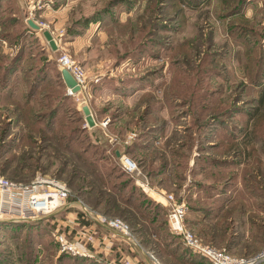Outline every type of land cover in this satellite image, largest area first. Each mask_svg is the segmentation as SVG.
<instances>
[{
  "label": "rangeland",
  "instance_id": "rangeland-1",
  "mask_svg": "<svg viewBox=\"0 0 264 264\" xmlns=\"http://www.w3.org/2000/svg\"><path fill=\"white\" fill-rule=\"evenodd\" d=\"M65 53L87 75L72 95ZM122 154L139 171L125 173ZM0 172L66 181L93 210L128 219L164 264H199L168 226L164 193L184 201L205 244L258 253L264 0H0ZM22 230L5 234L0 264L103 263L61 253L48 226L38 241Z\"/></svg>",
  "mask_w": 264,
  "mask_h": 264
},
{
  "label": "built area",
  "instance_id": "built-area-1",
  "mask_svg": "<svg viewBox=\"0 0 264 264\" xmlns=\"http://www.w3.org/2000/svg\"><path fill=\"white\" fill-rule=\"evenodd\" d=\"M59 66L61 71L67 69L72 73L81 90L86 89L87 75L83 67L67 53L59 59ZM69 93H72L71 89ZM120 158L125 171H139L138 163L127 154ZM141 186L145 188L144 183ZM72 194L66 181L49 174L38 173L31 181L24 182L0 172V224L46 219L54 226L52 234L61 253L98 258L99 249L111 253L117 246L118 252L125 250L127 255H106V259H98L104 264H164L154 251L143 247L127 220L99 213L80 199L72 200ZM163 196L169 206L170 230L181 237L184 246L206 256L212 264H264V248L245 258L205 244L186 225L184 201L173 193H164ZM101 228L108 229L111 234L102 232Z\"/></svg>",
  "mask_w": 264,
  "mask_h": 264
},
{
  "label": "trees",
  "instance_id": "trees-1",
  "mask_svg": "<svg viewBox=\"0 0 264 264\" xmlns=\"http://www.w3.org/2000/svg\"><path fill=\"white\" fill-rule=\"evenodd\" d=\"M242 1V5H245V3H247V0H241ZM260 75V72L257 73V76ZM261 76V75H260ZM259 83H257L258 85ZM125 173L127 174H130L128 173L127 171L123 170ZM69 185V183H68ZM70 186V185H69ZM137 188V187H136ZM72 200H75L77 198L75 197H72L71 198ZM113 207H115L113 205ZM125 220L128 221V219L124 218ZM47 221V222H45ZM129 222V221H128ZM130 223V222H129ZM44 224V225H43ZM46 226L50 227L51 229V232L53 230V225H51V223L46 220V219H42V220H38V221H30V222H2L0 224V229H1V233H2V238L0 240V244L5 236V234L9 233L11 235H16V233H19V229H24L22 230V232H26L25 233V238H27L28 236L30 235H34L33 237H35V241H38L40 239H42L41 236L37 235L40 230L42 231H45L44 229L46 228ZM168 226H169V223H168ZM170 228V227H169ZM19 231V232H18ZM15 232V233H14ZM47 233H49L48 231H45ZM30 234V235H29ZM20 235L22 236V233H20ZM23 237V236H22ZM181 238V237H180ZM27 246V245H26ZM185 249L187 250L188 254H187V258H189L190 262L192 263H199L200 264V261H197L198 259L199 260H207L209 262V264H212L211 261L204 255L200 254V253H196L194 252L191 248H188L185 246ZM1 250V249H0ZM27 254L30 255L31 254V251L28 249V246H27ZM1 256H2V253H1ZM0 256V257H1ZM65 255H62V258L64 257ZM73 257V256H72ZM2 258V257H1ZM0 258V259H1ZM74 258L76 259H79L81 261H83L84 259H88V258H79L77 256H74ZM100 264V263H99ZM103 264V263H102Z\"/></svg>",
  "mask_w": 264,
  "mask_h": 264
},
{
  "label": "water",
  "instance_id": "water-1",
  "mask_svg": "<svg viewBox=\"0 0 264 264\" xmlns=\"http://www.w3.org/2000/svg\"><path fill=\"white\" fill-rule=\"evenodd\" d=\"M29 24L35 28V29H40V26L37 25L33 20H29ZM44 35L45 38L48 40L50 46L52 47L53 50H57L58 49V43L57 40L55 39V37L53 36V34L46 30L44 31ZM62 77L64 79L65 84L67 85V87L69 89H71L72 93L69 94H75L81 91V86L78 84L77 80L75 79V77L72 75V73L67 70L64 69L62 70ZM83 111L85 113L86 116V120L89 124V126H95L96 125V121L95 118L93 116V113L91 111V108L88 105L83 106ZM119 155V153H118Z\"/></svg>",
  "mask_w": 264,
  "mask_h": 264
},
{
  "label": "crops",
  "instance_id": "crops-1",
  "mask_svg": "<svg viewBox=\"0 0 264 264\" xmlns=\"http://www.w3.org/2000/svg\"><path fill=\"white\" fill-rule=\"evenodd\" d=\"M72 215H73V213H72ZM49 221V220H48ZM45 222H47V221H45ZM85 221H82V223H84ZM75 227H78L77 226V224H75L74 225ZM101 231L102 232H106V233H109V234H111L110 233V231L108 230V229H104V228H101ZM117 247V246H116ZM114 248V250L113 251H111V253H108L107 251H105V249H99V253H98V256L99 257H101V258H104V259H106L107 258V256L106 255H110V256H113V255H120V254H126L127 255V252L125 251V250H123V252H121L120 253V251L118 252V250H117V248ZM118 252V253H117ZM117 253V254H116ZM98 257V258H99ZM97 258V257H96ZM97 258V259H98Z\"/></svg>",
  "mask_w": 264,
  "mask_h": 264
}]
</instances>
